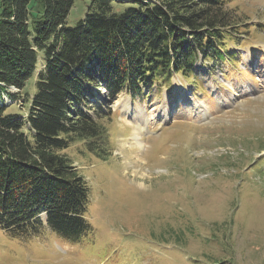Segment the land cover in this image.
<instances>
[{"label": "rangeland", "instance_id": "obj_1", "mask_svg": "<svg viewBox=\"0 0 264 264\" xmlns=\"http://www.w3.org/2000/svg\"><path fill=\"white\" fill-rule=\"evenodd\" d=\"M88 3L76 0L68 25ZM232 4L260 26L239 47L240 69L215 66L209 74L199 62L203 89L175 76L170 88L124 91L111 103L93 90L86 111L103 114L106 159L78 139L60 151L88 184L91 237L72 244L46 225L17 237L0 229V264H264V0ZM35 75L18 100L9 95L17 88L0 92L8 112L27 115Z\"/></svg>", "mask_w": 264, "mask_h": 264}, {"label": "trees", "instance_id": "obj_2", "mask_svg": "<svg viewBox=\"0 0 264 264\" xmlns=\"http://www.w3.org/2000/svg\"><path fill=\"white\" fill-rule=\"evenodd\" d=\"M75 2L0 0V92L17 88V99L36 73L26 116L0 104V229L13 237L45 225L72 244L91 237L88 184L60 151L78 139L106 159L103 114L86 111L93 90L111 103L124 91L170 88L175 76L203 89L197 63L209 74L239 67V47L260 32L233 0H88L68 25Z\"/></svg>", "mask_w": 264, "mask_h": 264}, {"label": "bare ground", "instance_id": "obj_3", "mask_svg": "<svg viewBox=\"0 0 264 264\" xmlns=\"http://www.w3.org/2000/svg\"><path fill=\"white\" fill-rule=\"evenodd\" d=\"M124 108H125V112L126 113H130V114H132V113H134L133 111H131L130 109H128L129 108V106H128V104L126 103V102H124ZM140 114V113H139ZM139 118V119H138ZM138 118H134V120H135V122H136V125H135V127H134V134H135V141L138 143V144H141V141L139 140V136H140V133L142 132L141 131V129H142V126H144L142 123H143V117H142V114L138 117Z\"/></svg>", "mask_w": 264, "mask_h": 264}, {"label": "water", "instance_id": "obj_4", "mask_svg": "<svg viewBox=\"0 0 264 264\" xmlns=\"http://www.w3.org/2000/svg\"><path fill=\"white\" fill-rule=\"evenodd\" d=\"M0 104H1V102H0Z\"/></svg>", "mask_w": 264, "mask_h": 264}]
</instances>
